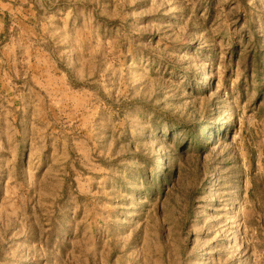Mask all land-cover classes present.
<instances>
[{
  "label": "rangeland",
  "instance_id": "obj_1",
  "mask_svg": "<svg viewBox=\"0 0 264 264\" xmlns=\"http://www.w3.org/2000/svg\"><path fill=\"white\" fill-rule=\"evenodd\" d=\"M0 264H264V0H0Z\"/></svg>",
  "mask_w": 264,
  "mask_h": 264
},
{
  "label": "trees",
  "instance_id": "obj_2",
  "mask_svg": "<svg viewBox=\"0 0 264 264\" xmlns=\"http://www.w3.org/2000/svg\"><path fill=\"white\" fill-rule=\"evenodd\" d=\"M169 174L168 170L167 169H164L162 173H160L159 171V167H158V164L156 165L155 167V177H156V180L158 182H162L164 181L165 179H167V175ZM171 175V173H170Z\"/></svg>",
  "mask_w": 264,
  "mask_h": 264
}]
</instances>
